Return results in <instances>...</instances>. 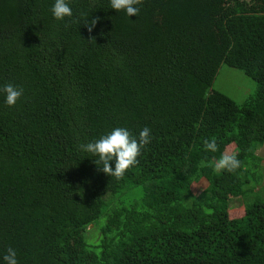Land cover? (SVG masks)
<instances>
[{"label": "trees", "instance_id": "obj_1", "mask_svg": "<svg viewBox=\"0 0 264 264\" xmlns=\"http://www.w3.org/2000/svg\"><path fill=\"white\" fill-rule=\"evenodd\" d=\"M54 2L0 0V88H23L14 106L0 91V264L9 247L18 264H264V199L228 215L261 179L264 0H143L130 17L67 0L64 20ZM221 63L255 82L241 104L210 89ZM117 127L152 137L122 179L78 148ZM229 144L241 167L217 172Z\"/></svg>", "mask_w": 264, "mask_h": 264}, {"label": "clouds", "instance_id": "obj_2", "mask_svg": "<svg viewBox=\"0 0 264 264\" xmlns=\"http://www.w3.org/2000/svg\"><path fill=\"white\" fill-rule=\"evenodd\" d=\"M142 2L143 0H110L112 9L116 11L123 10L128 17L138 16L140 9L137 5ZM51 11L56 20H64L65 17L73 15L72 8L67 0H55ZM98 19L96 17L83 21L89 32L93 30ZM0 91L6 94V104L8 106H14L23 95V88L11 83L5 84L0 88ZM151 139V129L148 127H144L138 136H134L126 128L117 127L110 133L102 135L99 139L79 144L78 148L81 151L90 153L94 157H98L93 162L96 165H101V167H98L99 171H102L107 176L122 179L128 169L139 163L138 157L141 154V150L150 143ZM204 147L207 151L216 152L218 150L216 139L214 137L205 139ZM237 157L238 153L236 152L222 154L213 165L215 171H236L241 167L242 163ZM112 161H114V167L111 164ZM201 166L207 165L204 161H201ZM16 257V251L9 247L3 256V261L5 264H18Z\"/></svg>", "mask_w": 264, "mask_h": 264}, {"label": "rangeland", "instance_id": "obj_3", "mask_svg": "<svg viewBox=\"0 0 264 264\" xmlns=\"http://www.w3.org/2000/svg\"><path fill=\"white\" fill-rule=\"evenodd\" d=\"M254 88L255 82L252 79L245 76L238 69L226 66L222 63L217 68L215 76L212 79L210 85V89L223 93L238 104H241L246 96L253 92ZM233 148V144L227 145L223 149V154H225L226 152H232ZM255 154L260 157L256 172L260 174L261 179L259 183L256 184L248 193H245V195L230 197L228 199V215L231 218L239 217L242 215L243 206L246 204V202H250L257 197L264 199V143L257 146ZM205 185V180L199 178L197 181L190 184V190L192 193L196 194ZM132 196L136 197L137 192L132 191ZM91 227L92 226L89 225L87 228L91 229ZM83 239L88 245H91L95 242L94 237H92L91 235L90 237H88L83 234Z\"/></svg>", "mask_w": 264, "mask_h": 264}]
</instances>
